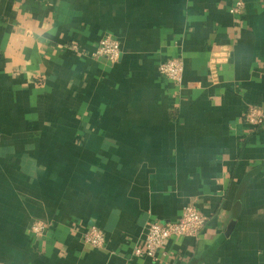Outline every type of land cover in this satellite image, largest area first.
I'll return each mask as SVG.
<instances>
[{
    "label": "crops",
    "instance_id": "obj_1",
    "mask_svg": "<svg viewBox=\"0 0 264 264\" xmlns=\"http://www.w3.org/2000/svg\"><path fill=\"white\" fill-rule=\"evenodd\" d=\"M238 1L0 0V264H264V0ZM188 204L198 236L135 255Z\"/></svg>",
    "mask_w": 264,
    "mask_h": 264
},
{
    "label": "built area",
    "instance_id": "obj_2",
    "mask_svg": "<svg viewBox=\"0 0 264 264\" xmlns=\"http://www.w3.org/2000/svg\"><path fill=\"white\" fill-rule=\"evenodd\" d=\"M244 2L239 0L232 11L235 14L243 13ZM226 54V53H225ZM95 58H106L112 64L117 63L122 56V46L119 40L113 36L103 37L92 53ZM160 73L167 79L173 81L177 86H182L185 77V62L183 58H171L163 62L159 67ZM245 121L252 126L264 125V109L258 106H251L245 113ZM207 216L194 204L185 206L181 217L177 221L161 223L151 221L147 227V234L144 246H138L134 252L136 256L156 258L160 248L167 239L175 236H198L206 227ZM47 230L44 222H36L32 231L36 236L43 235ZM84 241L95 247L102 248L106 244L105 231L92 226L84 233Z\"/></svg>",
    "mask_w": 264,
    "mask_h": 264
}]
</instances>
